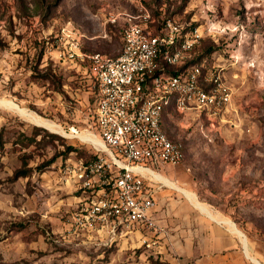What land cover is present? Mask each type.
Listing matches in <instances>:
<instances>
[{"label": "rangeland", "instance_id": "obj_1", "mask_svg": "<svg viewBox=\"0 0 264 264\" xmlns=\"http://www.w3.org/2000/svg\"><path fill=\"white\" fill-rule=\"evenodd\" d=\"M134 3L0 0L4 43L0 129H7L6 151L0 154V264H149L150 254L166 260L172 256L184 264L191 254L188 239L220 238L221 225L230 229L229 222L243 232L245 248L247 241L252 255L264 263V0H151L148 4L156 14L166 12L186 27L204 30L193 55L204 54L210 69L220 72L232 92L230 103L215 119L195 110H171L165 117L167 131L184 141L185 157L160 172L180 189L162 184L158 233L133 231L115 239L97 232L69 237L66 228L79 192L73 172L67 170L79 155L72 152L67 160L58 156L64 150L62 140L42 135L37 136V144L18 150L20 133L33 135L35 126L59 135L66 145L88 149L68 131H54L37 121L58 124L62 130L94 128V79L88 60L60 57L72 39L61 36L71 30L80 39L82 52L115 55L122 46L120 26L108 18L119 11L137 12ZM49 70L61 78L62 86L45 78ZM23 153L32 171L13 180ZM55 155L44 172L38 170ZM185 192L224 223L206 222L208 215ZM206 223L214 225L204 228L207 233L201 228ZM152 239L157 244L149 247ZM241 252L245 255L243 244Z\"/></svg>", "mask_w": 264, "mask_h": 264}, {"label": "built area", "instance_id": "obj_2", "mask_svg": "<svg viewBox=\"0 0 264 264\" xmlns=\"http://www.w3.org/2000/svg\"><path fill=\"white\" fill-rule=\"evenodd\" d=\"M146 1L135 0L137 12L110 14L108 21L120 26L122 42L115 56L82 52L80 39L71 30L61 36L72 39L60 57L87 58L95 96L94 128L63 130L88 144L95 155L67 170L73 172L77 189L87 192L85 198L78 197L71 214L66 228L69 237L97 232L115 239L133 231L158 233L152 215L155 192L163 184L158 174L185 157L183 142L170 137L163 124L167 105L174 99L178 112L195 110L215 119L231 101V88L216 69L202 74L201 65H193L180 73L166 71L163 64L180 66L191 58L204 30L185 31L178 19L163 16L154 32L151 24L156 19ZM156 244L152 239L148 246Z\"/></svg>", "mask_w": 264, "mask_h": 264}, {"label": "trees", "instance_id": "obj_3", "mask_svg": "<svg viewBox=\"0 0 264 264\" xmlns=\"http://www.w3.org/2000/svg\"><path fill=\"white\" fill-rule=\"evenodd\" d=\"M150 1L151 0L146 1L145 4L150 9L153 18L156 19L155 22H152L151 29L154 32H157L158 27L161 24L160 23L161 20H160L159 17L169 16V15H167L166 12H162V13H158V14H156V11L153 12L152 9L148 6ZM134 6H135V3H134ZM135 9H137L136 6H135ZM170 17H173V16H170ZM189 28H191V27H186L185 31H187ZM120 38H121V35H120ZM2 46H4V43L2 41H0V47H2ZM194 51H195V49L193 48V50L191 51V58H189L184 64H182L180 66H167V65H165L163 63L162 64H163L164 68L166 69V71L172 72V73H180V72L185 71L188 67H191L193 65H201L202 74H205L208 70H210V67L208 66V60H207L206 57H204V54L201 55V56L195 57L193 55ZM117 54H115V55H117ZM115 55H113V56H115ZM42 56H43V52L41 51L39 53V61L41 60ZM44 76H45V78L47 80H49V82L57 83V84L61 85V78L58 77L53 72V70H49L47 72V74L44 75ZM202 85H204L206 88L209 87L208 85H205L204 83H202ZM58 90H60V89H58ZM171 110L177 111L175 109L174 99H172L169 102V104L167 105L166 110L164 112V117H163V124L164 125H165V117L170 113ZM166 131H167V129H166ZM5 133H7V129H6L5 126H3L0 129V154L4 153L6 151L5 144L7 142V139H4V137H3L5 135ZM168 134L173 139H178L176 137H173L169 132H168ZM39 135H42L43 137L49 136V138H51L52 141H54L55 139H61L62 140V144L64 145V150L61 151L59 153L60 155H58V156H62V158L66 159V160L69 158V156H70V154L72 152H76L79 155L78 160H82V161H85V162L95 158V155L89 149H82V147H79V146L66 145L65 142L63 141V139L59 135H57L55 133L48 132L46 129H44L41 126H35L34 127L33 135H28V134H26L24 132L20 133V135H19V137H18V139L16 141L17 145H18V150H22L23 148H27V147H29V146H31L33 144H37L39 141H37L36 138ZM179 140H181V139H179ZM181 141L184 143L183 140H181ZM26 156H27L26 153H23V155H21L22 165H21L20 168L16 169L13 172V175H12V179L13 180H17L20 177H27L30 174V172L32 171V168L28 167V162H27V157ZM58 156L55 155L51 159L42 162L38 166V170L41 171V172H44L56 160V158ZM77 192H79L78 196H80V197H84L85 198L87 196V192L86 191H83L81 189H77ZM22 226L23 225L21 224L20 228ZM148 262H149V264H170V262L168 260L161 259L159 256L152 255V254H150L148 256Z\"/></svg>", "mask_w": 264, "mask_h": 264}, {"label": "crops", "instance_id": "obj_4", "mask_svg": "<svg viewBox=\"0 0 264 264\" xmlns=\"http://www.w3.org/2000/svg\"><path fill=\"white\" fill-rule=\"evenodd\" d=\"M162 177L167 178L166 176L161 174V178ZM160 188L155 192L156 206L152 210V215L156 219L157 222H158L157 199H158V194H159ZM208 217L210 218V221L208 219H206V222L211 223V221L213 220V221H217L220 224L224 223L223 220L218 219L214 215H213V218H211L209 215H208ZM221 226H222L221 231H222V233H224V235H222L220 238H217V239H214V238H212V239H188L189 244H190V247L188 250L191 254H189V256H186L188 261L184 264H203L204 261H208V260L221 261L224 264H258V263L264 264L260 259H258L257 257L252 255V253L250 251V247L247 244V241H246V247L248 250L245 248V243H244L243 239H241V237H239L240 235L237 233V231H235V229L224 228L223 225H221ZM209 227L213 228L214 225H212V224L209 225L208 223H206L205 227L202 225L201 228H202V230H204V232H206V229ZM204 228H206V229H204ZM196 230H200V227H198V229H196ZM204 236H205V234H204ZM240 239H241V241H240ZM242 244H243V248H244V253H245V255L247 254L246 256L243 255V252H241ZM248 254L252 257H255L258 262L252 260L250 258V256H248ZM166 258L168 259L170 264H178V262L176 260H173L172 256L171 257L167 256Z\"/></svg>", "mask_w": 264, "mask_h": 264}, {"label": "bare ground", "instance_id": "obj_5", "mask_svg": "<svg viewBox=\"0 0 264 264\" xmlns=\"http://www.w3.org/2000/svg\"><path fill=\"white\" fill-rule=\"evenodd\" d=\"M37 117H38V116H37ZM37 121L40 122V124H41L42 126H45V127H47V128H50L51 130L56 131V130L60 129V130H61L60 132H63V130L61 129V127H60L58 124H55V123H52V122H48V121H46V120H41V118H38ZM40 124H39V125H40ZM83 137L86 138V139H93L92 136H91V135H88V134H84ZM158 177L163 181L164 184L166 183V185H168L169 187L174 188V189H178V190L180 189V188L177 186V184H175L174 181H172L171 179H169V178H165V177H162V178H161V174H158ZM185 194L191 199V201H193V202L195 203L196 206H198L202 211H204L207 215H209L211 218H213V215L207 210V208H206L205 206H203L202 204H200V203H198L197 201H195L196 199H194L193 195H191V194H189V193H187V192H185ZM219 221H220V220H219ZM229 224H230L231 228L235 229V231H237V233L242 237V239H244V234H243V232H242L241 230H239V229L235 226V224H233V223H231V222H229ZM248 256H250V255H248ZM250 258H251L252 260L258 262L257 259H256L255 257L250 256Z\"/></svg>", "mask_w": 264, "mask_h": 264}]
</instances>
